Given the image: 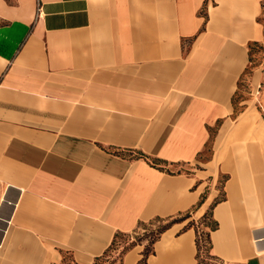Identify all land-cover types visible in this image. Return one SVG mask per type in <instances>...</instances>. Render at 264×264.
I'll list each match as a JSON object with an SVG mask.
<instances>
[{"label":"crops","instance_id":"crops-1","mask_svg":"<svg viewBox=\"0 0 264 264\" xmlns=\"http://www.w3.org/2000/svg\"><path fill=\"white\" fill-rule=\"evenodd\" d=\"M263 35L264 0H0V264L185 215L116 264H264V128L233 116Z\"/></svg>","mask_w":264,"mask_h":264},{"label":"rangeland","instance_id":"rangeland-1","mask_svg":"<svg viewBox=\"0 0 264 264\" xmlns=\"http://www.w3.org/2000/svg\"><path fill=\"white\" fill-rule=\"evenodd\" d=\"M12 2L13 0H6ZM234 118L237 125L243 117H247L248 127L262 126L264 128V35L257 42L249 45L248 65L243 73L238 89L233 97ZM233 118V119H234ZM234 125V123H233ZM245 130V129H243ZM242 132V131H241ZM243 141H250L251 130L247 128L240 134ZM210 148L207 149L208 154ZM206 157V156H205ZM209 220V219H208ZM208 220H205L206 222ZM169 220H153L139 226L135 231L119 235L111 248L94 264H116L121 255L123 247L131 243L149 241L152 232ZM204 223V221H203Z\"/></svg>","mask_w":264,"mask_h":264},{"label":"trees","instance_id":"trees-1","mask_svg":"<svg viewBox=\"0 0 264 264\" xmlns=\"http://www.w3.org/2000/svg\"><path fill=\"white\" fill-rule=\"evenodd\" d=\"M186 217H187V215L182 216V217H179V218H175V219H172V220H169L167 223L161 225V226L159 227V229H157L156 231L152 232L153 236H152V237L150 238V240L148 241V244H147L146 249H145V254H147V253L150 251V244H151V243L157 238V236L159 235V233H161V232H162L165 228H167L171 223H173V222H175V221H177V220L185 219ZM207 219H209V218H208V215H207V216L205 215L204 218H203V221L205 222V225H208L211 229L215 228L216 224H215L213 221H210V220H208V221L206 222L205 220H207ZM191 224H192V222H189V223H188V225H191ZM119 235H123V234H119ZM119 235H117V236L113 239L111 246L115 243V240H116V238H117ZM198 235H200V237H201V239H202V244L199 243ZM208 236H209L208 232H205V231H202V232H200V233L197 232V247H198L199 250L202 249V247H203L204 251L207 250V248H208V244H209V237H208ZM129 245H130V244H128L127 246L123 247L122 252L125 251V250L129 247ZM111 246H110V248H111ZM110 248H109V249H110ZM122 252H121V253H122Z\"/></svg>","mask_w":264,"mask_h":264},{"label":"built area","instance_id":"built-area-1","mask_svg":"<svg viewBox=\"0 0 264 264\" xmlns=\"http://www.w3.org/2000/svg\"><path fill=\"white\" fill-rule=\"evenodd\" d=\"M40 10V6H37V11H39Z\"/></svg>","mask_w":264,"mask_h":264}]
</instances>
